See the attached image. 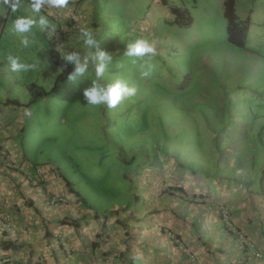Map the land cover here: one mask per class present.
Listing matches in <instances>:
<instances>
[{"label": "rangeland", "instance_id": "1", "mask_svg": "<svg viewBox=\"0 0 264 264\" xmlns=\"http://www.w3.org/2000/svg\"><path fill=\"white\" fill-rule=\"evenodd\" d=\"M92 1L98 8L91 13L92 22L98 24L97 46L112 55L101 83L119 78L129 87L135 86L136 94L123 98L114 108L87 104L83 90L96 78L91 64L77 84L63 79L50 94L28 107L31 115L22 141L27 157L37 162L54 159L64 174L71 170L67 177L87 203L101 211L109 210L114 201L132 200L125 179L126 171L134 167L129 166L131 158L190 157L194 162L189 165L196 169L201 157H264V87L260 83L264 79V0L235 1L236 14L250 21L242 48L226 41L221 0ZM136 2L138 11L134 12ZM175 2L189 9L193 17L189 26L178 27L173 19L160 24L165 12L159 16L157 5L169 12ZM21 6L23 15L31 16L29 0H21ZM15 15L11 13L10 18ZM135 20L153 27V33H133ZM35 28L40 29L39 25ZM35 28V43L13 52L22 62L38 63L36 71L16 76V94L25 104V85L32 82L49 90L59 72L49 60L44 42L37 40ZM75 33L71 49L84 55L79 28ZM141 37L157 41V54L143 60L125 56L126 44ZM91 51L95 53L97 47ZM145 61L152 66L151 74L142 77ZM241 64L243 73L232 84L231 76ZM207 75L223 77L221 91L226 89L233 99L225 104L217 101L216 84L206 88L201 78ZM185 78L188 81L182 85ZM244 84L246 89H242ZM2 88L7 90L4 82L0 83V96ZM250 89L259 91L262 99L255 98ZM243 123L249 127L246 139Z\"/></svg>", "mask_w": 264, "mask_h": 264}, {"label": "crops", "instance_id": "2", "mask_svg": "<svg viewBox=\"0 0 264 264\" xmlns=\"http://www.w3.org/2000/svg\"><path fill=\"white\" fill-rule=\"evenodd\" d=\"M175 4L170 7H185ZM157 6L159 16L165 12L160 24L174 20L172 8ZM22 8L15 17L23 15ZM95 8L92 0H74L66 9H42L61 34L56 46L75 51L70 45L77 28L90 24L97 30ZM137 8L136 2L133 11ZM234 13L249 21L236 14L235 3ZM10 15L0 12V51L5 54L0 55V83L7 87L0 96V264H264V157H201L203 171L189 165L194 162L190 157L131 158L134 167L125 179L132 200L114 201L105 211L87 203L67 177L71 170L64 174L54 159L27 157L22 141L34 102H28L27 92L26 104L17 97L18 73L6 60L14 50L26 49L11 31L15 17ZM35 29L47 47L45 30ZM153 30L136 20L132 26L139 35ZM201 78L206 88L216 84L214 97L220 103L233 99L221 91L223 77ZM260 83L264 87V79ZM250 91L262 99L259 91ZM248 131L243 123V139Z\"/></svg>", "mask_w": 264, "mask_h": 264}, {"label": "clouds", "instance_id": "3", "mask_svg": "<svg viewBox=\"0 0 264 264\" xmlns=\"http://www.w3.org/2000/svg\"><path fill=\"white\" fill-rule=\"evenodd\" d=\"M70 2L74 0H29V8L32 13L38 16V19L32 16H16L12 20L11 31L20 36V44L27 48L35 43V33L33 29L39 25L40 29L47 28L49 36L55 33L56 26L52 24L46 15H41L42 9H66ZM21 0H0V12L5 10L15 14L19 11ZM80 38L83 41L86 49L85 54L81 55L79 51H63L62 44L56 46V51L60 54L62 60L73 65V70L67 75V81L72 84H77L82 77L89 71V65L94 67L95 79L91 81V86L83 90V96L89 105H106L108 108H114L125 97H131L136 94L135 86L129 87L123 80L115 79L110 83H101V79L108 65L112 62V55L107 51L98 48V31L87 26L79 28ZM157 41H151L146 37H141L133 42L126 44L124 55L131 58L143 60L149 59L157 54ZM97 47V51L93 53L91 49ZM10 71L12 72H28L36 71L38 63L22 62L19 56L8 54L6 57ZM135 63V60H133ZM147 65V69L141 71L142 77H147L151 74V64ZM143 67V65H142ZM63 71V67L60 69Z\"/></svg>", "mask_w": 264, "mask_h": 264}, {"label": "trees", "instance_id": "4", "mask_svg": "<svg viewBox=\"0 0 264 264\" xmlns=\"http://www.w3.org/2000/svg\"><path fill=\"white\" fill-rule=\"evenodd\" d=\"M221 1L222 14L223 18L225 19L226 41L234 46L242 47L245 43L246 31L249 21L247 19L241 20L235 16L234 3L236 0ZM171 11L175 15L172 23L177 24V26H189L192 23L193 17L191 16V13L187 8L183 6L176 8L172 7ZM42 35L48 47L49 59L55 66L59 68V72L55 75L52 88L49 90H45L43 87L32 82L26 85V89L29 94V103L34 102L37 98H41L50 94L57 86V84L63 79L67 78V75L73 70L71 63L64 62L59 53L56 51L55 46L57 44V37H59L61 34L55 31L54 34L49 36V33H47V31H42ZM62 67L63 71L60 70ZM187 81L188 80L185 78L182 82V85L186 84ZM8 101L11 102L12 100Z\"/></svg>", "mask_w": 264, "mask_h": 264}, {"label": "built area", "instance_id": "5", "mask_svg": "<svg viewBox=\"0 0 264 264\" xmlns=\"http://www.w3.org/2000/svg\"><path fill=\"white\" fill-rule=\"evenodd\" d=\"M224 217H225V213H224ZM247 245H249V247H248V248H249V251H250L253 255L258 256V253L252 249L253 246H252L251 244H249V243H248Z\"/></svg>", "mask_w": 264, "mask_h": 264}]
</instances>
